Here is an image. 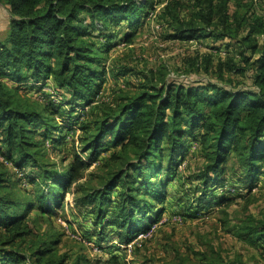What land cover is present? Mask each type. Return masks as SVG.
Returning <instances> with one entry per match:
<instances>
[{"label": "trees", "instance_id": "obj_1", "mask_svg": "<svg viewBox=\"0 0 264 264\" xmlns=\"http://www.w3.org/2000/svg\"><path fill=\"white\" fill-rule=\"evenodd\" d=\"M195 1L204 25L193 22L186 29L177 28L173 40L230 39L239 35L250 17L238 23L236 16L230 23L224 13L221 30H211L219 29L214 23L222 13L219 5L208 0L203 7L201 0ZM149 4L147 0H0L10 15L0 40V264H65L67 259L57 253L61 237L54 232L26 246L27 239L35 237L29 216L34 213L49 219L62 207L72 184L102 160L108 147L114 151L100 166L103 175L98 187L78 184L72 192L74 207L93 206L95 226L89 236L104 240L109 227L115 228L116 247L112 240H98L99 249L111 254L127 250L158 222L161 216L153 213L167 199L172 183L169 176L161 180V174L175 177L181 172L187 140L198 142L201 148L204 165L199 177L204 186L222 193L221 209L232 205L226 196L236 192L230 172L244 175L250 189L264 175L261 17L255 18L241 41L252 51V56L241 55L245 67L233 61L219 64L217 81L163 80L154 85V79H147L136 93L116 86L105 98L109 74L116 83L134 76L127 69L107 71L109 57L101 53L110 52L109 40L117 39L108 33L123 22L136 25L143 10L148 11L144 17L149 15ZM254 35L262 37V47L257 40L254 43ZM125 39L130 41L128 36ZM223 67L246 78L251 72L252 86L228 85ZM28 82H32L28 88L20 87ZM49 82L53 94L44 92ZM33 90L42 97L29 98L26 94ZM77 130L81 132L76 140L80 153L61 173L48 164L47 153L64 146ZM22 182L31 189L22 187ZM109 211H113L111 216ZM149 213L157 220L149 221ZM237 234L252 245H263L264 221L248 218ZM76 264H82L81 260ZM200 264L239 263L217 257L204 258Z\"/></svg>", "mask_w": 264, "mask_h": 264}, {"label": "rangeland", "instance_id": "obj_2", "mask_svg": "<svg viewBox=\"0 0 264 264\" xmlns=\"http://www.w3.org/2000/svg\"><path fill=\"white\" fill-rule=\"evenodd\" d=\"M147 1L151 8L147 17H144L148 14L146 9L135 20L136 25L131 27L123 22L119 27H111L108 33L113 37L116 36L117 39L109 40L110 52L101 53L102 57H109L107 71L127 69L132 70L134 76L128 77L127 80L122 78L116 83L109 74L106 92H104L105 98L110 96L111 90H114L116 86L136 93L147 79H154V85H159L163 80L168 82L174 80L217 81L220 72L219 64L226 65L233 61L238 67H245L241 55L252 56L248 45L241 41L248 36L250 25L255 22L256 17L264 19V0H215V3L219 5L217 10H221L222 13L214 20L219 29L212 27L211 30H221L224 13L231 18L230 23H233L236 16L239 23L250 15V17L247 16L249 21L247 20L241 30L239 29V35L230 39L204 38L191 42L173 40L172 37L177 35L175 33L177 28L186 29L189 25L192 26L193 22H196L198 27L200 22L204 25L200 14L197 16L199 10L195 8L197 1ZM204 1L208 0H201L202 3ZM203 7H207V4L203 3ZM9 20L8 9L0 5V40L5 37ZM238 23L235 22L232 29L235 30ZM127 36L129 42L125 39ZM253 40L254 43L257 40L260 47L263 46L262 37L254 35ZM223 69L225 82L228 85L232 82V85L245 83L252 86V81L249 80L253 76L251 72L246 74L248 77L246 78L242 74L227 72V67ZM31 83L16 86L26 89ZM9 84L13 85L11 82ZM51 86L53 83L49 82L44 92L53 94ZM25 89H21L22 94ZM26 95L33 99L42 97L37 90L30 91ZM59 122L62 124V120ZM80 134L81 132L77 130L73 138L72 135L67 137L64 146L56 150L50 149L46 158L48 164L59 172L66 173L68 164L75 160L77 153H80V145L76 142ZM74 140L75 143H73ZM186 146L187 154L185 159L180 161L179 171L181 172L172 175L175 177L161 174V180H167L169 177L172 179V183L167 187V199L162 205H157L153 213L161 217L150 228L151 230L149 229V232L141 234L127 247V250L111 254L99 249L98 242L102 240L101 236L97 239L93 235L89 236V232H92L95 226L91 213L93 206L81 208L73 206L72 191L78 184L98 187L100 177L103 175L100 166L114 151L111 147L103 153L102 160L83 171L82 179L72 184L71 191L66 194L62 207L57 209L49 219L41 218L34 213L29 216L35 237L28 238L26 246L35 240L45 238L47 233L54 232L61 237L57 253L60 258L67 259L65 264H76L78 260H81L82 264H200L204 258L217 257L239 264H264V244L252 245L248 238L244 239L237 234L238 229L248 218L264 221V175L260 177L257 185L250 189L244 175L239 172H230L236 192L233 193L234 195L230 194V197L225 195L226 198L233 200V203L228 209H221L223 205L218 204V200L224 197L221 196L222 193L213 186H204L200 180V170L204 160L198 142L187 140ZM86 157L84 155V158ZM233 159L234 155H231L228 161L229 167L233 165ZM21 185L31 189L29 185V187L26 186V182H22ZM223 186L233 189L229 187V184ZM112 212H108L110 216ZM149 214V221L157 220V217H152V213ZM100 222L104 223V221ZM115 231V228L109 227L102 238L106 240V243L112 240V245L116 247L118 242L113 241Z\"/></svg>", "mask_w": 264, "mask_h": 264}, {"label": "built area", "instance_id": "obj_3", "mask_svg": "<svg viewBox=\"0 0 264 264\" xmlns=\"http://www.w3.org/2000/svg\"><path fill=\"white\" fill-rule=\"evenodd\" d=\"M141 237H144V236H141Z\"/></svg>", "mask_w": 264, "mask_h": 264}]
</instances>
